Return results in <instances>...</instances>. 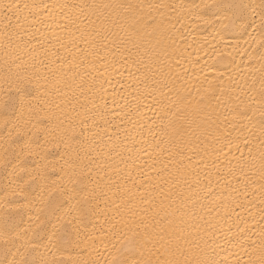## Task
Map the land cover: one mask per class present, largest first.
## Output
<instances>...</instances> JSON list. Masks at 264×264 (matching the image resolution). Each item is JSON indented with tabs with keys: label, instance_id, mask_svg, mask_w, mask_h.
I'll use <instances>...</instances> for the list:
<instances>
[{
	"label": "bare ground",
	"instance_id": "bare-ground-1",
	"mask_svg": "<svg viewBox=\"0 0 264 264\" xmlns=\"http://www.w3.org/2000/svg\"><path fill=\"white\" fill-rule=\"evenodd\" d=\"M6 4L13 8L0 7V104L31 81L39 120L21 129L35 152L23 155L12 142L21 138L13 130L10 139L12 124L4 125L5 115L14 118L0 108V222L22 215V232L36 208L20 206L55 182L53 199L59 189L73 203L87 195L89 212L73 245L50 249L49 260L131 264L143 252L153 264H260L261 0H0ZM47 127L59 148L37 131ZM45 164L48 179L32 180ZM22 187L26 195L12 194ZM23 242L15 239L5 256L0 241V261Z\"/></svg>",
	"mask_w": 264,
	"mask_h": 264
},
{
	"label": "snow or ice",
	"instance_id": "snow-or-ice-1",
	"mask_svg": "<svg viewBox=\"0 0 264 264\" xmlns=\"http://www.w3.org/2000/svg\"><path fill=\"white\" fill-rule=\"evenodd\" d=\"M0 7L11 10L13 8V5L6 4ZM215 7H226L228 9H231L233 6L216 5ZM235 7L243 10L248 6L239 5ZM259 7L261 9V27L264 28V0H261V4ZM237 19L241 21L245 19L243 16V11H241V14L239 17H237ZM233 23H235V21H233ZM250 26L251 24L245 25L244 23H241L240 25V27L245 31L246 28ZM262 56H264V54H262ZM30 84L31 81H23L19 83L15 87L17 96H10L3 102V104H0V108H2L5 113H10L11 117L14 118L10 119L8 115H5L4 118L5 126H7L9 123L12 124V129H9V138H12V132L14 130L16 136L20 137L21 139L13 140L12 142L19 144L21 153L27 156L35 154L33 141L31 139H24L21 129L22 127H25L29 123H31L33 119L39 120L38 106L34 105L32 99H30V97H32ZM242 115L246 114L242 113ZM260 115L261 117H264V108H262ZM248 118L251 119V117ZM37 131L43 133L45 135L46 142L51 143L53 147L59 148L61 146L62 141L55 139L49 141L47 139L49 133L53 131L51 127L42 129L38 128ZM64 146L68 147L66 143ZM51 168L54 172L64 171L63 168L56 169L55 165H51ZM48 169L49 164H45L41 169L36 170V176H32L31 173H29V176L32 180H36L37 178H39L46 181L48 179ZM26 171L27 169L20 167V172ZM25 183L27 184L28 181H26ZM49 187L51 190H48ZM57 191L58 189L56 188L55 182H53L51 186H42L38 197L34 201L20 206L24 208H36V215L29 216V225L28 227L23 228L22 232L17 231V229L20 227V224L23 223L22 215L19 216V219H13L12 217L6 215L3 218V221L0 222V241H3L5 245V256L11 254V248H9L8 245L13 244L14 246L15 239L20 238L22 235L24 237V242L20 245V247L16 248V252L15 254H13V259L11 261H7V264H78V262L74 260H49L47 258V253L52 248H55L57 252H61L73 245V233H75L76 236H79L80 229L86 226L85 220L89 212L87 207L89 200L87 195H85L82 201L73 203V200L75 198L69 194L68 189H59L60 198L53 199V193ZM12 194L26 195L24 193L23 187L19 192L14 190ZM6 202L10 205H19V201L16 200ZM37 205L42 206L36 207ZM17 212L19 215V208L17 209ZM45 241H47V243H45ZM41 248H43L45 251L41 252ZM127 251L130 253H134L136 251L135 246L131 243V238H129V247L127 248ZM16 256H19V259H16ZM140 256L142 257L141 259L133 258L131 260V264H153L150 254L147 258H144V253L141 252ZM0 264H5V261H0ZM115 264H129V262L127 260H117ZM164 264H180V262L175 260H168L165 261ZM203 264H208V262H203ZM260 264H264V247H262L261 250Z\"/></svg>",
	"mask_w": 264,
	"mask_h": 264
}]
</instances>
